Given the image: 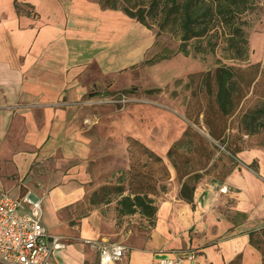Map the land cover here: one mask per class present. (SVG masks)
Masks as SVG:
<instances>
[{"label":"crops","instance_id":"obj_1","mask_svg":"<svg viewBox=\"0 0 264 264\" xmlns=\"http://www.w3.org/2000/svg\"><path fill=\"white\" fill-rule=\"evenodd\" d=\"M155 45L148 27L97 0H0V191L50 199L44 225L66 241L52 264H101L85 240L124 245L117 264H264L251 241L264 229V150L240 152L224 181L202 177L189 202L180 193L190 175L179 179L169 155L178 136H157L150 108L104 106L101 92L123 90L100 75L133 71L130 59ZM130 137L169 174L152 221L119 214L112 190L100 202L131 168Z\"/></svg>","mask_w":264,"mask_h":264},{"label":"trees","instance_id":"obj_2","mask_svg":"<svg viewBox=\"0 0 264 264\" xmlns=\"http://www.w3.org/2000/svg\"><path fill=\"white\" fill-rule=\"evenodd\" d=\"M103 8L122 10L129 17L136 19L144 26L151 29L155 23L161 31H169L180 38V45L177 51H170L156 55L154 58L146 60V64H157L164 60H169L176 53H183L188 56L191 53L188 42L209 37L208 43L213 48L216 44L212 42V37H224L229 46L234 49L237 55L231 59L248 60V39L245 26L250 22L245 16L251 12L256 0H97ZM152 23V24H151ZM264 68L261 63L250 64L246 68L234 67L228 64H221L214 72H208L206 78L207 89L209 90L210 101L208 108L201 114L205 118L209 112L215 113V123L208 119L205 121L208 136L215 144L204 138L207 145L212 146L208 152L210 159L214 156V151L221 152L219 146H223L230 153V160L238 159V154L247 150L242 144L237 143L241 134L252 136L260 133L264 129V101H259L255 106L245 107L250 95L254 94L255 88L263 78ZM131 95L134 91H105L100 96L104 98H119L121 95ZM212 108V109H210ZM191 127V126H189ZM237 134H234V131ZM141 148V155H147V162L157 161L163 165L166 176L167 168L163 163V158L157 155L140 141L129 139V152L131 160L137 156L136 148ZM257 149V148H253ZM173 146L169 151L173 166L179 171V179L190 175L187 182L183 184L181 197L189 202L193 201V194L196 185L203 176L200 170H186L181 172L180 163L175 162ZM141 157V156H140ZM183 160V159H182ZM190 163L189 159L185 160ZM133 163V162H132ZM185 165V163H182ZM257 162L251 167L256 169ZM233 170V163L225 174L219 173V180L224 181L227 173ZM203 171V170H202ZM205 171V170H204ZM181 173V175H180ZM183 173V174H182ZM204 173V172H202ZM154 175V174H153ZM153 175L144 174L136 170L132 165L129 171L121 178L120 186L105 190L100 202L109 201L111 190L120 197L118 199V212L121 215H133L140 213L154 219L158 207L154 196L158 195V189L154 188ZM192 175V176H191ZM128 181V186L124 183ZM113 194V195H114ZM112 195V194H111ZM259 233V234H257ZM254 235H259L256 239ZM251 241L263 253L264 256V229L251 234Z\"/></svg>","mask_w":264,"mask_h":264},{"label":"rangeland","instance_id":"obj_3","mask_svg":"<svg viewBox=\"0 0 264 264\" xmlns=\"http://www.w3.org/2000/svg\"><path fill=\"white\" fill-rule=\"evenodd\" d=\"M245 19L250 22L245 26L249 42L248 60L231 59L230 57L237 53L229 46L224 37L214 36L211 39L216 44L213 48L208 43L209 37L191 40L188 42L191 50L188 56L180 52L165 62L161 61L157 64H150V66H146V63L141 65L146 57L149 60L167 52V50L177 51L181 43L179 37L169 31L160 32L158 26L151 23L150 31L155 35V49L149 51L145 49L139 58L137 56L130 59L129 62L137 63L138 67L129 72L111 69L109 75L101 74L96 70L97 67H93L89 73L90 77H98L100 74V76H108V81L112 80L114 83L113 89L134 91V94H131L134 101H130L124 106L110 102L104 104L105 107H111L110 110L113 111L127 110L126 115L129 110L134 108H150L153 110L152 121H155L154 127L157 136L170 133L178 136L176 143L173 144L172 152L175 162L180 163L181 172L190 169L203 170L204 173H201L203 178L207 175L206 180H214L220 177L219 173L227 172V169L232 166L230 153L221 145L219 146L220 153L214 151L215 163L211 164L213 158H209L208 152H211L212 146L207 145L202 136L215 144L213 139L208 136L205 125V121L208 119L215 123V113L209 112L206 118L205 114L201 113L208 108L210 101L206 81L208 72H214L221 64L246 68L250 64L261 63L264 68V0H256L254 9L245 16ZM145 40L146 44L147 40ZM133 86H138L141 89H134ZM259 101H264V75L256 86L254 94L250 95L246 101L245 107L255 106ZM235 133L237 134L236 130ZM237 143L242 144L246 149L264 150V129L252 136L241 134V138L238 136ZM140 150L141 148H136L137 156L132 159L131 166L135 165L136 170L141 173L154 174L152 181L154 188L155 186L156 189L163 188L164 182H166L163 165L154 160L147 162V155H141ZM215 156L218 157L215 158ZM187 159L190 161L189 164L185 162ZM124 184L128 186V181L126 180ZM113 185L115 186V182ZM37 194L42 199L44 212L48 213L51 209L50 199L43 196L41 191ZM160 196L161 194L156 196L157 200Z\"/></svg>","mask_w":264,"mask_h":264},{"label":"built area","instance_id":"obj_4","mask_svg":"<svg viewBox=\"0 0 264 264\" xmlns=\"http://www.w3.org/2000/svg\"><path fill=\"white\" fill-rule=\"evenodd\" d=\"M111 103L126 105L134 101L131 95L103 98ZM109 99V100H108ZM227 193L226 186L221 187ZM42 199L33 192L16 198L0 191V264H52L54 252L66 248L64 237L52 235L43 222ZM99 253L101 264H117L125 246L105 240H85ZM193 259L194 254L190 253Z\"/></svg>","mask_w":264,"mask_h":264}]
</instances>
